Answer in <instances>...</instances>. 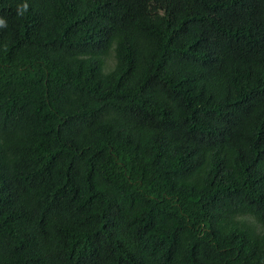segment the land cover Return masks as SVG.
Masks as SVG:
<instances>
[{
    "label": "trees",
    "instance_id": "trees-1",
    "mask_svg": "<svg viewBox=\"0 0 264 264\" xmlns=\"http://www.w3.org/2000/svg\"><path fill=\"white\" fill-rule=\"evenodd\" d=\"M0 21V264H264V0Z\"/></svg>",
    "mask_w": 264,
    "mask_h": 264
},
{
    "label": "clouds",
    "instance_id": "clouds-1",
    "mask_svg": "<svg viewBox=\"0 0 264 264\" xmlns=\"http://www.w3.org/2000/svg\"><path fill=\"white\" fill-rule=\"evenodd\" d=\"M0 23H2V21H0Z\"/></svg>",
    "mask_w": 264,
    "mask_h": 264
}]
</instances>
